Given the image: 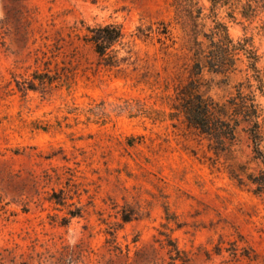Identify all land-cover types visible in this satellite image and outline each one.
Returning a JSON list of instances; mask_svg holds the SVG:
<instances>
[{
    "label": "rangeland",
    "instance_id": "rangeland-1",
    "mask_svg": "<svg viewBox=\"0 0 264 264\" xmlns=\"http://www.w3.org/2000/svg\"><path fill=\"white\" fill-rule=\"evenodd\" d=\"M217 23L255 70L201 92L253 91L264 137V0H0V264H264V198L229 175L261 169L246 134L222 152L171 117Z\"/></svg>",
    "mask_w": 264,
    "mask_h": 264
},
{
    "label": "trees",
    "instance_id": "trees-1",
    "mask_svg": "<svg viewBox=\"0 0 264 264\" xmlns=\"http://www.w3.org/2000/svg\"><path fill=\"white\" fill-rule=\"evenodd\" d=\"M211 1L213 6H216L220 0ZM89 33L91 36L87 38V42L93 45L94 52L107 65L114 66L117 63V58L109 54L108 50L121 43L123 39L121 29L113 25H106L92 29ZM209 42L207 55L204 52L203 54L198 53L199 56L197 54L199 60H196L193 65L192 75L194 78H190L185 85L177 89L172 105L174 113L171 117L181 118L188 128L204 136L222 152H231L232 148L237 145L239 130L245 133L253 155L252 159L260 164L261 169L256 173H248L246 166H237L230 168L229 175L239 185L250 188L254 194L264 198V137L262 125L259 123L260 110L256 104L254 92L244 93L243 84H240L236 94L224 102H217L201 92L202 79L200 76L203 68H207L212 73L228 75L236 70L238 56L242 52L249 60L248 69L255 70L254 64L250 62L253 56H251L250 50L246 49L245 44L234 43L227 34L226 27L220 23H217L211 32ZM200 58L204 60L203 66ZM257 83L256 90L264 96V86L259 80ZM251 87V85H247V89ZM174 251L176 257L172 261L179 260L181 264H185V261L180 258L179 252Z\"/></svg>",
    "mask_w": 264,
    "mask_h": 264
}]
</instances>
